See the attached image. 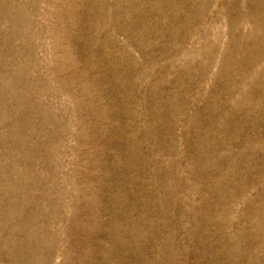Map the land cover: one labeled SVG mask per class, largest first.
Returning a JSON list of instances; mask_svg holds the SVG:
<instances>
[{
    "label": "rangeland",
    "instance_id": "obj_1",
    "mask_svg": "<svg viewBox=\"0 0 264 264\" xmlns=\"http://www.w3.org/2000/svg\"><path fill=\"white\" fill-rule=\"evenodd\" d=\"M0 264H264V0H0Z\"/></svg>",
    "mask_w": 264,
    "mask_h": 264
}]
</instances>
